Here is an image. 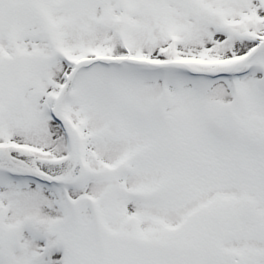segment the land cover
I'll use <instances>...</instances> for the list:
<instances>
[{
  "label": "snow or ice",
  "instance_id": "1",
  "mask_svg": "<svg viewBox=\"0 0 264 264\" xmlns=\"http://www.w3.org/2000/svg\"><path fill=\"white\" fill-rule=\"evenodd\" d=\"M0 264H264V0H0Z\"/></svg>",
  "mask_w": 264,
  "mask_h": 264
}]
</instances>
